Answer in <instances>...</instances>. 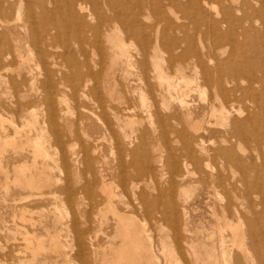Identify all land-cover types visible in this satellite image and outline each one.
I'll return each mask as SVG.
<instances>
[{"label":"rangeland","instance_id":"1","mask_svg":"<svg viewBox=\"0 0 264 264\" xmlns=\"http://www.w3.org/2000/svg\"><path fill=\"white\" fill-rule=\"evenodd\" d=\"M114 1L117 4L119 3L116 8L118 10L116 13L118 21L112 25L111 29L113 30L111 36L114 40L108 41L102 38L99 49L93 44L82 41L81 45L84 50L81 51L84 54L81 53L74 40H72V48L66 54L57 56L54 59L61 71L47 76L43 73L41 67L34 70L37 78L35 88L15 85L14 78L17 80L21 76H15L11 68H0V99L4 102V105L0 106V135L3 137L17 136L20 142H30L23 150H19V145H5L3 141L0 142V153L2 152L0 160L3 159L5 166H8L5 170L8 171L9 181L7 185L4 181L5 177H0V264H102L100 257H104V254L111 259L109 246L112 243L118 244L120 241V238H114L117 230L116 221L118 220L110 211H106L105 207H102L104 204L99 206L102 207L99 213H96L99 207H90L92 204H96L97 200L99 202H102L103 199L106 201V196L101 191L103 183L113 186L116 193L113 202L119 208V212L129 210L134 214L133 225L130 229L131 234L140 235L144 230L141 243L143 247L153 245L154 254L156 253L157 261L159 260L158 263L160 264H175L178 260L179 263L177 264H193L192 254L188 255L191 253L188 246L189 243H192V240H194V243L195 241L207 240L206 232L212 228L211 226L215 222L209 208L215 205L217 209H220V204L230 203L231 207L238 205L243 209L248 201L243 198L242 200H235L230 193L222 191L221 188L217 192L219 195L216 192L210 195L203 192L202 183L197 181L199 172L193 165L188 166L185 171L180 163L179 155L184 145L182 142L187 139L192 140L201 137L204 134L202 128L196 134L194 130L190 129L186 117L187 113H191L190 118L192 121L196 119V121H204L202 123L204 128H209L206 125L208 120H214L213 116H209V107L211 106L209 101H213L217 89L215 85L205 86L206 84L201 77L202 69L200 66L205 65L214 71L217 68L220 69L222 62L226 61L227 58H229L228 60L235 58L243 65L247 64L252 67L264 62L263 57L259 58L257 56L259 48L256 41L248 44L240 43V45L236 43L235 46L231 44L224 45L219 41L218 35L220 34L211 29V27L214 28V26L219 25L222 30L225 29L222 22L225 9L226 11L232 10L231 12L238 17L243 16L247 11L250 15L257 11L259 18L254 17L251 20L252 23L254 22V27L249 26L248 22H245V25L248 24L247 27L250 30H256V38H259V33L263 29L262 21H264V11H259L262 4L261 0H235L236 2L234 0ZM120 4L123 7L119 6ZM156 4L158 5L155 6ZM141 6L144 7L141 12L143 15L140 16L143 21L139 17L141 13L138 12L139 8L141 10ZM103 7L104 5L100 3V7H97L99 9H93L89 6L82 10L80 14H86H82L85 17L83 18L86 21L85 23H95L97 21L94 10L96 14L102 13V11L109 15L113 14V11H107ZM148 8H151L150 11L152 12L148 11ZM155 11H160V13H155ZM104 12L102 14H105ZM122 19L127 20L123 21ZM219 19L220 21H218ZM142 25L145 30H143ZM128 30H132V32L138 30V33L143 34L145 32L147 36H150L144 42L136 36L130 35ZM187 33L188 35H186ZM162 34H164L163 37H161ZM172 35L177 36V39ZM189 36L193 39L194 44L191 43L190 45L188 43L191 42ZM173 39L176 41H173ZM184 39H188V42ZM261 39L262 37L258 39V42H261ZM167 40L170 41L169 44ZM175 42L179 45L177 46ZM120 43L124 45L121 48ZM62 45L63 43L60 42L57 44V48L54 47V50L61 52L63 50ZM116 46H119V48ZM192 50L196 52V55ZM119 51L126 52L123 57L127 56V58H121ZM179 53L182 55L180 56ZM197 54H199V59L196 58ZM144 57L146 58L144 59ZM158 57V61H163L160 64L174 87L179 81L186 84L193 78V75L198 74L195 75L196 78L194 76L196 84L192 85L195 81L194 79L190 80L191 88L187 86L189 89L179 82L181 90L186 89L189 95H186L188 94L186 91V94L183 93L179 87L177 91L174 87L169 90L167 83L160 82L156 74L158 72L155 70L157 66L154 67L156 65L154 60ZM54 60L52 61L51 57L47 59L48 62H54ZM71 61H74L73 64ZM145 62L147 64L143 65ZM195 63L197 64L196 67ZM97 64L99 65L97 66ZM104 66L106 67L104 68ZM109 66H111V70H107ZM178 67L182 68V73L176 71ZM76 70L84 72L83 74L80 73L81 77H90L91 82L93 81L94 84L87 81L89 85L85 89H82L85 86L75 88L74 82H79L78 80L81 79L75 76V73H78ZM256 71L258 76L262 77L263 73H259V70ZM89 73L90 76L87 75ZM27 77L31 78V75H27ZM47 78L49 84L45 86L43 81ZM242 79L244 84L245 80ZM101 82L102 84H100ZM98 86L103 89L105 87L106 90L103 91L102 88H99L102 90L100 91ZM255 91L260 100L255 98L256 101H253L245 98L236 103L237 107L244 110L243 117L252 113L251 115L257 114L264 118V107L257 106V103H264V89H261V84L255 87ZM180 92H182L181 95ZM23 93H25V97L21 96ZM47 96L50 97V101L47 100ZM181 96L189 102L186 104V108L185 106L181 107L180 100L177 99ZM99 100H102L103 103H99ZM15 102L16 104L18 102L22 105L27 104V107L19 112ZM251 104L253 106H250L252 109L248 107L249 112V109L245 108ZM215 105L218 106V104ZM247 111L248 113H246ZM1 119L4 120L1 121ZM165 122H167V125ZM216 128L219 129V126H216ZM16 130H19L21 134L18 131L19 134H17ZM21 131L28 133H26V137H24L25 133ZM185 132L187 133L185 134ZM37 134L39 136L36 137ZM40 135L46 137L44 145L46 141L47 146L45 147L48 148L46 151L51 155L46 160L48 162H46L48 175L44 174V180L37 178L35 182L36 185L40 186L37 188L38 192L35 188L23 187L21 181L16 182L13 179L19 176V172L15 170V167L20 168L24 165L30 171L33 170L34 174H39L34 169L36 164L34 162H41L42 159L38 156V152H34L33 144ZM204 136L206 140L210 139L207 133ZM141 143H143V148ZM152 144H158L161 151H152ZM140 149H144L148 157L143 155L144 151ZM149 151L150 153H148ZM170 155L179 159L178 166L175 167L176 173L175 171L172 172L170 165L167 164L171 159ZM78 156L79 158H77ZM256 156L257 171L252 173L256 175L258 184L257 187L252 189L250 198L253 203L252 210L256 215L257 225L260 230H264V162L263 157ZM84 157H86V160ZM135 160L138 161L135 162L136 166H134ZM217 163L219 161H213L212 164L217 166ZM145 164L148 165V168L153 169L149 168L146 171L144 167L147 165ZM1 167L2 164H0V173ZM29 170L25 174L27 178L31 177ZM138 171H141V174ZM177 172H183V178ZM138 178H140L139 181ZM47 179L50 181L45 183ZM49 183L52 185L50 186ZM133 183L136 184L135 187L132 185ZM150 185L153 187H150ZM81 188L82 190H80ZM239 188L241 187L239 186ZM87 191L89 195L82 196L85 192L88 194ZM93 191H95V196ZM136 197L144 198L143 200L146 203ZM95 200L96 202H94ZM127 201L132 204L128 209L125 206ZM154 201L157 203L155 204ZM154 204L158 207V211H156L157 207ZM153 208H155V212ZM22 209L24 210L22 211ZM143 209H147V212L144 213ZM183 210L186 211V216L183 214ZM164 211L170 214L166 215ZM162 213L163 215H161ZM176 213L178 215L175 217ZM202 229L204 235H202ZM197 236L199 237L196 238ZM51 239L57 242L56 247L53 249L48 248ZM177 242L180 243L177 245ZM37 243L38 245L41 243V246L43 244L45 249L40 248L41 250L38 249L33 255L34 252L32 251L34 247L38 246ZM199 250H202V248ZM187 251L190 253H187ZM251 255H254L253 250H251Z\"/></svg>","mask_w":264,"mask_h":264},{"label":"bare ground","instance_id":"2","mask_svg":"<svg viewBox=\"0 0 264 264\" xmlns=\"http://www.w3.org/2000/svg\"><path fill=\"white\" fill-rule=\"evenodd\" d=\"M156 1H158V0H156ZM156 1H155V3H156ZM162 1H160V2H162ZM225 1H227V0H225ZM172 2H173V0H172ZM100 3H102L104 5L103 8H105L107 11H110V12L113 11V14L109 15V14L105 13L104 11H102V13L104 12L105 14H102V13L96 14L95 10H94V14L97 17V21L95 23H88V24L85 23L86 21H84L85 19H83L85 17H83V15H82L84 13L80 14L81 11L88 8L89 6L93 7V9H96L97 7H100ZM247 3H248V1H247ZM261 3L262 4H261V7L259 8V11H264V0H261ZM118 4L114 0H0V68H2V67L11 68L12 71H14L15 76H21V78L17 79V80L14 78L13 82L15 85L17 84V85H21L23 87H25V86L29 87L30 86L32 88H35L37 78L35 77L34 70L37 69V67H41V70H43L44 71L43 73L47 76L53 74L54 72L61 71V69L57 66V63L54 59L57 58V56H62L63 54H66L72 48V46H71L72 40H74V43H76V46L80 49V51L84 50V48L81 45L82 41L89 43V44H93L95 47L98 48L99 43L102 42V38H105L108 41L114 40L113 36H111L112 32H113V30H111V29H112V25L114 23H116V21H118L117 20V14H116L118 12V10H116V8L118 7ZM158 4H156L155 6H157ZM23 5H24V9H23ZM144 5H146V4H144ZM144 5H142V6H144ZM119 6H122V4H120ZM129 6L131 7L132 5H129ZM129 6H128V8H129ZM135 6H137V5H135ZM160 6H162V5H160ZM160 6H158V7L160 8ZM163 7H164V5H163ZM143 8L144 7H142L141 10L139 8V11H138L139 14L142 12ZM225 8H226V6H225ZM97 9H99V8H97ZM150 9L148 11H150ZM131 11H132V9H131ZM231 11L232 10L226 11V9H225V14L222 17V22L225 26L224 30H222V28L219 27L220 26L219 24H216L219 26H214V28L211 27L212 30H214L216 33L220 34V35H218L219 39H220L219 41L224 45L225 44H231L233 46H235L236 43H238L240 45V43H247L248 44L249 42L256 41V45L259 48L257 50L258 51L257 56L259 58L263 57V59H264V21H262L263 29H262L261 33H259L260 37L256 38L257 37L256 30L253 31V30L248 29L247 25L250 24L249 26L254 27L253 26L254 22L252 23L251 20L254 17L259 18L257 13H256L257 11L254 10L255 13H252V15H250L247 11L243 16L240 15L241 17L236 16L235 13H233ZM96 12H98V11L96 10ZM150 12H152V11H150ZM156 12L157 11H155V13ZM223 12H224V10H223ZM144 13H146V12H144ZM157 13H160V11H158ZM146 14H144V15H146ZM84 15H86V14H84ZM124 15H125V13H124ZM124 15H122V16H124ZM136 15H138V14H136ZM142 15H143V13H141V15H139V17ZM140 19L143 21V19L141 17H140ZM126 20H123V21H126ZM218 21H220V19ZM215 22H217V21H215ZM245 22H248V24L245 25ZM213 24H214V22H213ZM256 24H258V23H256ZM71 28H73V30H71ZM143 28H144V26H143ZM153 28H155V27H153ZM143 30H145V28ZM109 31H111V32H109ZM186 31L188 32V30H186ZM128 32L130 35L132 34V35L136 36L139 40L144 41V42L147 39V37L150 36V35L147 36L145 34V32L143 34L138 33V30H137V32H132V30H128ZM164 33H165V31H164ZM207 33H208V31L206 32V34ZM153 34H154V31H153ZM163 35L164 34H162L161 37H163ZM186 35H188V33ZM164 37H166V36H164ZM175 37L177 39V36H175ZM261 37H262L261 42H258V39H260ZM188 38L191 39L190 36ZM150 39H151V37H150ZM168 40H170V39H168ZM168 40H167V42H168ZM184 40L187 41L188 39H184ZM192 40L193 39H191V42L190 41L189 42L187 41V42L190 43V45H191V43L194 42V41L192 42ZM173 41H176V40L173 39ZM178 41H179V38H178ZM182 41H183V39H182ZM60 42L63 43V45H62L63 50L61 52H57V50H54L55 49L54 47L57 48V44H59ZM169 42H168V44H169ZM172 43H174V42H172ZM175 44H176V42H175ZM176 45L178 46L179 44H176ZM58 46H60V45H58ZM123 46H124L123 43H120V48ZM116 47L119 48V46H116ZM192 48H194V47H192ZM144 52H143V54H145ZM81 53H83V52L81 51ZM118 53H119V56L121 58H124L123 56L126 52L119 51ZM179 55H180V53H179ZM194 55H196V52H194ZM198 56H199V54H197L196 58H198ZM48 57H51L52 61L54 60V62H51V61L48 62L47 61ZM125 58H127V56H125ZM145 58L146 57H144V59ZM157 59L159 60V57L156 58V60H154V58H153L154 62L156 61V65H155V63H153V64L155 65L154 67L157 66V69L155 68V70H157V72H158V73H156L157 77L159 78L161 83H167L169 86L168 88L170 90L174 86H173V84L170 83V80L166 76L164 68L160 64L163 61L160 62ZM228 59L229 58H227L226 61L222 62V66L220 67V69L217 68L214 71L205 65L200 66L202 69L201 70L202 71L201 77L203 78V82L206 84L205 86H207V85H209V86L213 85L214 86L215 85V87L217 89V92L214 94L213 101H209V103L211 104V106L209 107L210 108L209 116L210 115L213 116L214 120H212V119L208 120L207 124L206 123L205 124L208 125L209 128H204L202 126V123L204 121L203 122L202 121H196L197 120L196 118H194V119H196L195 121L194 120L192 121L190 118L191 113H187L186 117H187V122H188L190 129L194 130L195 131L194 133L196 134V132L197 131L199 132V130H201V128H202L204 131V134H202L201 137H196V138H193L192 140L187 139L184 142L181 141L182 143H184V145H183V149L181 150V154L179 155V158L181 160L180 163L184 167V170L187 169L188 166L193 165L195 167V169L199 172V176H198L199 178L197 181L202 183V185H203L202 191L203 192H205L209 195L213 194L215 192L217 194L219 188H221L222 191H226L227 193H230L235 200H237V199L242 200V198H243V199H247L248 201L246 202V205L244 206L243 209H241L240 206H238V205L231 207L230 203H228V204L225 203L224 205L220 204L219 205L220 209H217L215 205L211 206L209 209L211 211V214H212L215 222L211 226L212 228L206 232V239L207 240L206 241L204 240L201 242L195 241V243H194V240H192V243H189L190 245L188 246L191 253L189 251H187V253H190V254H188L189 256L192 254V258L194 260L193 264H257V262H258V264H264V230H260L258 225H257L256 215L252 210L253 203H252V200L250 198V196L252 194V189L254 187H257V184H258V180L256 178V175L252 173L253 171H257V165L255 163V155H257L259 157H263V162H264V152H263V147H264V118L262 116L257 115V114L251 115L252 113L246 114V116L243 117V115L245 114L243 112L244 110L241 109L240 107H237V105H236V103L241 102L245 98L252 99L253 101H256L255 98L256 99L259 98V100H260V97L257 95V93L255 91V87L258 84H261V89H264V77H263L264 76V62H260L257 66L253 65V67H252V66H249L247 64L243 65V63H240V61L235 59V58L234 59L232 58L230 60H228ZM102 61H103V59H102ZM71 62L73 64L74 61H71ZM79 63H77V64H79ZM51 64H53V65H51ZM85 64L87 65V63H85ZM144 64L146 65L147 63L145 62V63H143V65ZM201 64H203V62H201ZM98 65L99 64H97V66ZM196 65L197 64L195 63V67H196ZM105 67L106 66H104V68ZM110 68H111V66H109V68L107 70H109ZM146 68H147V66H146ZM95 70H96V68H95ZM107 70L105 69L106 73H108ZM256 70H259V73L260 72L263 73L262 77L258 76V74L256 73L257 72ZM76 71L79 74L75 73V72H73V73H75V76H77L78 78H81V79L78 80L79 82H74L75 88H77L79 86L80 87L85 86L82 88V89H85L86 86L89 85L87 83V81L88 82L90 81V83H93V81L91 82L90 77L89 78L86 77L88 79L81 77V74H80V73H82V72H80L81 69H80V71H78V70H76ZM176 71L181 72L182 68L178 67ZM126 72H128V70H126ZM90 73H92V72H90ZM90 73L87 75L90 76ZM27 75L28 76L31 75V78L30 77L28 78ZM103 75H107V74H103ZM113 75H111V76H113ZM195 75H198V74L196 73ZM195 75H193V78L190 79L191 81L194 79ZM0 76H1V74H0ZM96 76H98V75H96ZM108 76H110V75H108ZM92 78H94V77H92ZM104 78H106V77H104ZM195 78H196V76H195ZM242 78H244V80H245L244 84H243ZM112 79H113V77H112ZM183 79L185 80V77ZM186 80H187V78H186ZM190 80L186 84H184L181 81H179V82L184 84L186 86L185 88H188V87L191 88ZM108 81H109V79H108ZM194 81H195V79H194ZM179 82L177 84H175L174 89H176V91H177L178 87L181 90V85ZM48 84H49V80L47 78L43 81V85L47 86ZM98 84H99V82H98ZM100 84H102V82ZM193 84H196V81H195V83H192V85ZM107 86H109V85H107ZM99 88L100 87L98 86V89ZM113 88H114V86H113ZM104 89H105V87H104ZM104 89L102 88L103 91H104ZM183 89L181 91H183V93H184L186 91V89L185 90H183ZM79 90H80V88H79ZM102 90H100V91H102ZM112 90H114V89H112ZM188 91H190V90H188ZM107 92H109V91H107ZM186 92H185V94H186ZM181 93L182 92H180V95H181ZM186 95H189V93ZM21 96L25 97L26 95H25V93H23ZM183 96H184V94H183ZM142 97L144 98V96H142ZM49 98L50 97L47 96L48 101H50ZM177 99L180 100L181 107L182 106L183 107L185 106V108L187 107L186 104L189 102H187L184 97L181 96ZM104 101H105V99H104ZM18 103L16 104V102H15L16 106L19 108V110H18L19 112H21L22 110L25 109V107H27V104L22 105V104H18ZM99 103H103V101L99 100ZM215 104H218V106H216ZM263 104H264L263 102H262V104L257 103V106H260V107L263 106L264 107ZM3 105H4V102L2 99H0V106H3ZM102 106H103V104H102ZM250 106L252 107L253 105L252 104L248 105L245 109H249ZM250 109H252V108H250ZM250 109H249V112H250ZM190 110H192V109H190ZM184 111H186V110H184ZM251 111H253V110H251ZM246 113H248V111ZM169 117H168V119H169ZM2 120H4V119H1V121ZM11 122L13 123V121H11ZM165 123L167 125V122H165ZM216 126H219V129L216 128ZM170 130H171V128H170ZM17 131L19 132V130H16V133H17ZM21 132H23V131H21ZM179 132H180V130H179ZM19 133H17V134H19ZM23 133H25V131ZM26 133H25L24 137H26ZM186 133L187 132H185V134ZM206 133H207L208 137L210 136V139H208V140H206L205 136H204ZM192 135H193V133H192ZM37 136H39V135L37 134L36 137ZM27 137H29V135H27ZM41 137L42 136L40 135V137L36 141H34V144L32 142V144L34 145V152L35 151L38 152V156L42 159V160H40L41 162H39V161L34 162V163H36L34 169L39 174H34V171L33 170L30 171L29 168L26 167L25 165L21 166L20 168L15 167V170L17 172H19V176L16 179H13V181H16V182L21 181L23 187H30V188L37 189L40 187V186L36 185V183H35L37 178L44 180L45 179L44 174L48 175V170H47L48 166L46 165V162H47L46 160L49 159L48 156L51 154H49L46 151V149H48L45 147V146H47L46 141H45V145H44V140H46L45 139L46 137L43 136L44 137V138L42 137L43 140L41 139ZM33 140H34V138H33ZM175 140H176V138H175ZM2 141L5 145H8V144H15L16 146L19 145V148H20L19 150H23L24 148H26L28 143H30V142H24V141L20 142L19 137H17V136L3 137L0 135V142H2ZM141 144H142V148H143V143H141ZM151 147H152V151H158V150L161 151V148L158 144H154V145L152 144ZM170 147H172V146H170ZM16 148H14V149L16 150ZM171 150H172V148H171ZM141 151H144V149ZM148 153H150V151ZM75 154H77V153H75ZM143 155H147V152L144 151ZM147 157H148V155H147ZM169 157L171 159H169V163H167V164L170 165L171 171L174 172L176 170L175 167L178 166L177 164H178L179 159H177L178 157L176 158V157H173L172 155H170ZM77 158H79V156ZM85 158L86 157H84V159ZM147 159H149V158H147ZM2 160H0V164H2L0 177L3 178V176H4L5 177L4 181L8 185V182H9L8 181V171L5 170L6 167H8V166H5V164L3 163L4 160L3 161ZM136 161L137 160L134 161V166H136L135 165ZM213 161L214 162L219 161V163H217V166H214L212 164ZM75 162H78V161H75ZM140 163H142V162H140ZM145 165H147V164H145ZM148 165H149V161H148ZM148 165L146 167H144L145 170L151 168V167L148 168ZM141 166H142V164H141ZM151 169H153V168H151ZM28 170L30 171L31 177L27 178L25 174L27 173ZM226 170H228V171L226 172ZM149 171H151V170H149ZM178 171H179V169H178ZM175 173H176V171H175ZM22 174H23V176H22ZM177 174L182 176V178L184 176L183 172H181V173L177 172ZM48 179H47V181H45V183H48V181H50ZM52 179H54V178H52ZM102 179H104V178H102ZM139 179L140 178H138V181H139ZM136 180H137V178H136ZM141 180H143V179L141 178ZM52 182H53V180H52ZM45 183H44V185H45ZM134 183L132 184L133 186L136 185ZM49 184H50V186L52 185L51 183H49ZM41 186L43 187V185H41ZM239 186L241 188H239ZM150 187H153V186L150 185ZM156 188H157V186H156ZM40 189H42V188H40ZM98 189L100 190V188H98ZM80 190H82V188ZM37 191L39 192L38 189H37ZM63 191H64V188H63ZM84 191H86V190H84ZM101 191L105 194L106 201L103 199L102 202H99L96 199L97 202H96V200L94 201V202H96V204H92L90 207H92V208L97 207L98 208L100 205L104 204L102 207H105L106 211H110L113 214V216L116 217L118 220V221H116L117 222V230H116V236L114 238H116V237L120 238V241L118 244L112 243L109 246L110 247V253H111V255H110L111 259H109L108 255H105V254L103 255L104 257H100L102 260V264H160V263H158L159 260L157 261V256L155 255L156 253L154 254L153 245L150 244V245H146V247H143V245L141 243V241H142L141 237H142V235H144V230L142 231V234L140 233V235H132L131 234L130 229H131V225H133L132 222L134 221V218H133L134 214L131 213V211H129V210H127V211L124 210V211L119 212V208H117L113 202V197L116 196L115 195L116 193L114 191L113 186L103 183V186H101ZM94 192L95 191H93V194L95 196ZM143 194H142V196H143ZM27 195H26V197H27ZM83 195H89V192H88V194L85 192L84 194H82V196ZM217 195H219V194H217ZM21 197H23V196H21ZM86 197H88V196H86ZM136 198H138V200L140 199V197H136ZM22 199H24V197ZM26 199H28V198H26ZM143 199H140V200L144 201ZM169 199L171 200V197ZM216 200H218V198H216ZM142 201H141V203H142ZM135 202H137V201H135ZM154 203L156 204L157 202L154 201ZM125 204H126L125 206L127 207V209L129 206L132 205L131 203H129V201L125 202ZM241 204H243V203H241ZM102 207H99L97 209L96 213H99L102 210ZM24 208H26V207H24ZM139 208H138V210H139ZM145 208H146V206H145ZM154 209L155 208H153V211H154ZM23 210L24 209H22V211ZM145 210L143 209L144 213L147 212V209H145ZM134 211H137V210H134ZM149 211H151V210L149 209ZM156 211H158V207H157ZM160 212H162V211H160ZM229 212H231V213H229ZM84 213H85V211H84ZM134 213H136V212H134ZM164 213H165V211H164ZM168 213L169 212H166L165 214L167 215ZM183 214L186 216V211H184ZM144 215H147V214H144ZM161 215H163V213ZM177 215L178 214L176 213L175 217ZM229 215H232V216H229ZM25 218H27V217H25ZM103 220H100V221H103ZM19 226H21V225H19ZM22 227H23V225H22ZM62 229H64V228H62ZM203 229L201 230L202 233L204 232ZM19 230H21V229H19ZM82 231H84V230H82ZM27 233H30V232H27ZM31 235H33V234H31ZM202 235H204V233ZM198 237L199 236H197L196 238H198ZM29 243H31V241H29ZM179 243L180 242H177V245ZM40 244L38 245V243H37L38 246L36 245L37 247L33 248V251H32V252H34L33 255L35 254V251H37L38 249H40V248L45 249V246L43 244L41 246ZM56 245H57V242L54 239H51L49 242L48 248L53 249L54 247H56ZM177 245H176V248H177ZM200 248H202V250H199ZM30 249H32V248L30 247ZM46 249H47V247H46ZM251 250L254 251V255H253L254 257L251 255ZM43 252H45V251L43 250ZM67 252L65 253L66 255H67ZM79 256H80V254H79ZM68 257H69V255H68ZM108 259H109V261H108ZM178 261H177V263H179ZM34 262H35V260H34ZM177 263H175V264H177Z\"/></svg>","mask_w":264,"mask_h":264}]
</instances>
